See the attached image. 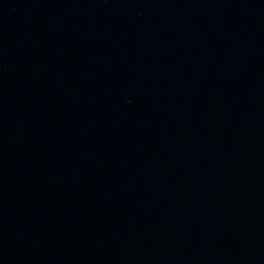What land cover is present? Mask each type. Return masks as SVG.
Segmentation results:
<instances>
[{"label": "water", "instance_id": "obj_1", "mask_svg": "<svg viewBox=\"0 0 264 264\" xmlns=\"http://www.w3.org/2000/svg\"><path fill=\"white\" fill-rule=\"evenodd\" d=\"M0 264H264V0H0Z\"/></svg>", "mask_w": 264, "mask_h": 264}]
</instances>
